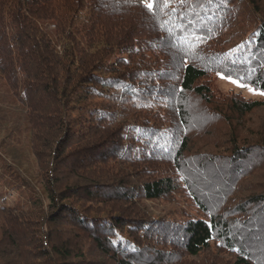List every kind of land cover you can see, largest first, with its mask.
<instances>
[{
	"label": "trees",
	"instance_id": "trees-1",
	"mask_svg": "<svg viewBox=\"0 0 264 264\" xmlns=\"http://www.w3.org/2000/svg\"><path fill=\"white\" fill-rule=\"evenodd\" d=\"M216 72L264 92V0H0V133L36 171L0 164L17 191L0 195V264H264V183L235 194L264 170V133L219 159L192 146L200 119L229 137L264 106L219 99ZM180 189L202 218L146 212ZM212 246L234 256L192 262Z\"/></svg>",
	"mask_w": 264,
	"mask_h": 264
},
{
	"label": "rangeland",
	"instance_id": "rangeland-1",
	"mask_svg": "<svg viewBox=\"0 0 264 264\" xmlns=\"http://www.w3.org/2000/svg\"><path fill=\"white\" fill-rule=\"evenodd\" d=\"M46 27L50 28L48 25ZM49 32L50 34L52 33L51 31ZM222 75L223 74L218 75V72L213 73L210 77L209 82L212 91L215 95H217L219 99L223 97L226 98L230 94H236L245 100L264 101V94H261L264 92L257 90L248 84H244L236 78L231 77L233 80H237L245 85L244 87H239L237 86V84L230 82L229 79L221 78ZM250 89H253L254 91H250ZM220 104L223 103H221L220 101ZM202 121L203 119H200V121L194 125L199 126V129L205 130L206 132H202L197 138H195L192 145L193 149L201 152H209V154H214V156L219 159L222 153L228 154L230 153V151H232H227L230 148V145L231 147L233 146L232 144H229L227 146L224 145L225 143H228L227 141L230 140V138L236 137L237 145H240L242 143H252L255 142L257 138L259 139V137H257L258 133H264V106L255 108L251 112L246 113L245 115H243L242 120H239V122L237 123H235L234 120V126L231 125L230 127L231 130L229 132H231V135L229 137H223V134L221 133L223 131V126L220 119H209V122L207 123H203ZM196 126H194V128ZM5 134V132L0 133V158L3 159H0V164L4 161L6 165L10 163L11 166L15 167L17 165L23 166V169H25L21 172H30L29 174H32L33 176V173H36L35 169L33 168L35 167V162L34 156L29 147V142H10L12 137L9 140L7 137L5 142ZM254 160H256V158H254ZM259 164H262L264 166V159H262L261 163ZM229 169L230 164L227 163L221 166L220 171L223 175L225 173H228ZM249 169L250 168H248V170ZM252 170L254 169H250L245 178L241 180L242 182H239L240 190L235 194H238L237 198L240 200H243L248 194H251L256 190L258 192V186L264 183V170L259 167L254 171ZM0 195L2 196L5 204L12 207L14 205L17 191L8 190L7 192H4L3 188H0ZM143 205L149 215H151L155 219H162V223H182L188 217L202 218L204 216L203 213L199 211L198 206L196 205L194 200L191 199L190 196L181 189L176 190L166 197L160 199L143 201ZM209 255H217L218 257L227 260H231V258L234 256L232 252L217 250L214 246H212L209 251L201 252L198 256L192 257L190 259L195 263L204 261L205 258L209 257Z\"/></svg>",
	"mask_w": 264,
	"mask_h": 264
},
{
	"label": "snow or ice",
	"instance_id": "snow-or-ice-1",
	"mask_svg": "<svg viewBox=\"0 0 264 264\" xmlns=\"http://www.w3.org/2000/svg\"><path fill=\"white\" fill-rule=\"evenodd\" d=\"M140 2H141L142 4H144V6L146 7V9H147L149 12H154V8H155V6H156L158 3H160V0H140ZM163 2H164L165 4H167V3H170L171 0H163ZM181 2H182V0H181ZM172 11H175V9H173ZM218 75H221V74L218 73ZM221 78H227V79L230 80V82H232V83H234V84H237V86H239V87H244V86H245L244 84L240 83L239 81H237V80H233L230 76H229V77H225V76L222 75ZM250 91H254V90H253V89H250ZM261 94H264V93H261Z\"/></svg>",
	"mask_w": 264,
	"mask_h": 264
}]
</instances>
